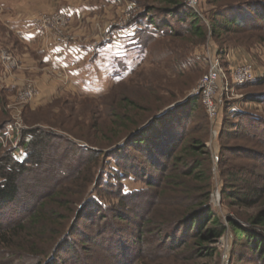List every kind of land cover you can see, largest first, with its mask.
Returning a JSON list of instances; mask_svg holds the SVG:
<instances>
[{
  "label": "rangeland",
  "instance_id": "1",
  "mask_svg": "<svg viewBox=\"0 0 264 264\" xmlns=\"http://www.w3.org/2000/svg\"><path fill=\"white\" fill-rule=\"evenodd\" d=\"M49 1L0 0V55L2 51L9 52L18 62L17 67L9 69L0 57V135L6 130L3 129L4 124L9 122L17 125L19 132L29 125H44L46 130L59 137V140L52 141L53 148L48 152L50 165L39 167L26 177L16 203L0 216L1 227L14 221L24 224L23 229L5 227L0 231V264H47L53 248L65 243L67 238L63 237L72 229L76 234L68 237L66 242L71 244V252L68 255L63 251L60 253L62 262L67 261V264L124 263L126 260L115 259L113 252L105 250L101 243L104 239L115 243L118 237L134 251V258L128 264H259L251 262L246 248L234 245L230 227L218 239L204 241L201 246L192 236L185 234L183 227L179 232H175V227H163V234H160L155 224L143 230L145 236L142 241L137 242L132 237L127 239L126 232L136 230L137 226L125 220L117 221L109 208L119 207L127 215L134 216L130 210L132 205L122 201L119 193L147 190L150 196L159 191L157 185L161 174L145 165L142 153L134 148L126 150L135 160L133 165L139 174L125 171L123 175L122 169L115 171L117 164L109 157L134 129L131 121L146 124L195 94L210 60L218 58L226 78L216 93V119L209 118L198 95L194 114L187 120L172 118L169 126L176 134L182 126L187 141L201 139L203 149L208 150V199L211 211L222 223L226 225L229 218L235 217L247 220L260 211L264 198L261 203L246 204L227 195L231 190L242 195L259 189L264 193V101L251 100L256 94L264 95L263 33L243 29L213 34L208 29L205 38L190 36L183 31L175 36H151L145 30L141 34L136 23H129L141 21V25L146 27L147 13L152 8H168L167 3L155 0H59V5L66 2L81 4L86 13L75 20L69 16L64 24L54 20L52 24L47 23L45 32L49 38L57 40L58 36H64L73 42L92 45L85 67L80 70L81 76L70 84L67 70L55 73L44 68L37 62L35 54L24 49L5 25L7 20L23 17H36L44 22L61 11L51 6ZM232 1L235 0H185L200 14L201 22L208 28L214 12ZM154 14V18L160 15L157 11ZM172 23L175 28L179 26L175 20ZM136 31L144 40V46L131 39ZM26 53L33 54L35 60L30 59L21 66L20 58ZM241 60L253 65L256 78L245 84L233 85L228 74L230 65ZM14 71L23 77L13 82L14 87L11 88L4 79ZM30 89L35 92L33 98L23 99L22 93ZM235 110L244 111L243 117H235ZM118 113H128L131 120L118 122ZM12 135L4 136L2 148H10L15 157H21L22 152L16 151L15 146L19 136L15 132ZM141 166L146 167L147 175L154 177L155 187L149 188L141 175ZM61 177H65L63 181ZM193 185L201 184L194 181ZM51 194H54V200H42L43 196ZM56 195L64 197L63 209L60 210L63 219L47 224V230L37 231L38 225L29 227L26 207L37 209L38 204L45 201L43 211L46 217L41 218H48V212L60 206ZM93 196L102 204L105 216L100 217V212L94 215V211L84 215L87 210L85 201ZM182 196L184 194L179 197ZM185 199L179 198L178 205L172 207L151 206L152 211L145 218H150L153 211L152 220L156 222L163 215L169 218L180 210L189 212L182 205L190 201ZM136 203L139 212L149 207L146 200L140 199ZM104 220L105 225L113 227V231L101 233ZM201 225L205 229L208 224L205 221ZM167 233L169 238L175 234L177 241L167 240ZM182 238L187 240L185 244H180ZM88 239L94 242H84ZM36 252L40 254L37 258ZM242 253L247 259H239Z\"/></svg>",
  "mask_w": 264,
  "mask_h": 264
},
{
  "label": "trees",
  "instance_id": "2",
  "mask_svg": "<svg viewBox=\"0 0 264 264\" xmlns=\"http://www.w3.org/2000/svg\"><path fill=\"white\" fill-rule=\"evenodd\" d=\"M155 1L167 3L168 8H152L146 16L148 19V25L146 27L141 25V21L134 20L129 23H136L137 26L140 27L139 32H141V34L143 30H145L147 34L151 36L165 34H172L175 36L181 34L180 32L183 31V33H187L190 36L205 38L208 29L211 30L213 34L220 33L221 31L235 32L243 29H254L259 30L264 36V0H235L226 3L222 8L214 12L209 23V28L201 22L200 14L193 7L187 5L185 0ZM154 11H157V13L159 12L160 15L154 18ZM160 20L162 23H160ZM173 20L179 24L178 27H173ZM131 39L136 40L135 42L139 41V44L144 46V44H142L144 40H141L142 37L139 35L138 31H136L134 37ZM262 39L264 40V37H262ZM103 44L104 42L101 43V45ZM258 81L261 82L260 79ZM255 96L256 97L251 100L264 101V95L257 96L256 94ZM197 100L198 95L191 94L180 104L176 105V107L168 109L147 124L131 121L134 122L132 125L133 127L135 126L134 129L126 136L122 144L116 146L114 151H111L112 155L109 158L115 160L117 164V167L114 168L115 171H120V169H122L121 174L123 175H125V171H131L136 175L139 173H137V168L133 165L135 160L130 158L126 149L134 148L140 151L145 165H150L152 168L160 171L161 177L158 180L159 185H157L159 191L150 196L149 194L147 195V190L119 193L118 196L122 201L132 205L130 210L135 213L134 216L127 215V213L120 210L119 207H110L109 211L117 221L122 222L125 220L137 226L136 230L134 229V231L130 230L126 232L127 239L132 237L133 240L137 242L144 239L145 234L143 230H145L147 226L154 224L158 225L156 230L159 231L160 234H163V227L166 229L175 227V232H179V229L183 227L186 229L185 234L192 236L197 240L195 243L200 246L204 241L212 242L218 239L227 227H230L234 245L246 248L250 253L248 258L251 262L264 264V200L262 201L263 208L249 219L244 220L240 217H235L229 218L226 225L222 223L211 211L208 199V187L210 185V173L206 165L208 150L203 149L204 145L201 139L191 138L187 141L186 135L182 133V126L177 134L175 132L173 133L169 126V123L171 124L170 119L172 118H180L182 120L189 119L190 116L194 114ZM125 106L129 107V105ZM174 113H176L175 116ZM244 113V111H233V115L238 118L243 117ZM116 120L118 122H123V120L126 122L131 119L128 113H118L116 114ZM8 126L9 122L4 124L3 129H7ZM18 136V145L23 149L21 151V157H15L10 148L0 147V216L10 205L16 203L22 191V184L27 179L26 177L33 173V171H36L37 168L50 165L51 162L49 159L51 158H49L48 152L53 148L52 141L55 139L59 140V137L55 133L46 130L44 125H29L21 129ZM118 153L120 154L119 156ZM58 162L59 161H57V163ZM145 168L146 167L141 166V175L146 179L149 188L155 187L154 177H152V175H147ZM115 176L119 178V175L115 174ZM63 178L65 177H61L60 180L63 181ZM194 181L201 185L194 186ZM196 191H198L197 194H195ZM182 194H184V196L179 197ZM263 195L264 193L259 189L250 191V193L246 195L238 194L236 191L231 190L227 196L238 199L246 204H258L262 198H264ZM53 197L54 194L50 196L45 195L42 200H54ZM55 197L58 199L57 203L59 202L58 204H60V206L55 207L54 210L50 208L51 211L48 212V218H41L42 216L46 217L43 211V207L46 205L45 201L39 203V208L37 209H28L26 207L25 214L28 216L27 220L29 222V227L38 225L37 231L43 229L47 230V224H50L53 220L63 219L60 210L63 209L64 197L59 195ZM179 198L190 200L189 202L187 201V204H182L185 205L184 207L187 211L189 209V212L185 213L184 210H180L169 218L163 215V217H158L159 221L156 222L152 220V215L155 213L153 211L150 218H145L146 215L152 211V209H150L151 206L172 207L178 205L176 202L179 201ZM77 199H80V197H77ZM88 199L89 201H85L84 204V208L87 209L84 215L87 216L88 213L94 211V215L100 212V217H103V206L99 203V200L96 199V196L89 197ZM140 199L146 200L147 206L149 205V207L142 212H139L137 209L138 205H136V202ZM80 214L82 215V211ZM205 221L208 225L203 229L201 224L203 222L205 223ZM1 226L2 225H0V231L5 227L24 228L22 221H14V223H9L5 227ZM112 228V226L105 225V220L102 221L101 233L111 232L113 231ZM75 234L74 229L71 231L68 230L67 234L63 237L64 239L67 238L65 243L61 242L53 248L47 264H67V261L62 262L60 253L63 251V253L68 255L71 252V244L68 245L66 242ZM168 235L169 233H167V240L171 238L170 241H177L175 234L170 236V238ZM181 236H184V234ZM89 241L94 242L89 239L84 242ZM186 242L187 240L182 238L180 244H185ZM101 243H103L105 250L113 252L115 259L118 261L126 260L122 264H128L134 258L132 257L134 254L132 247L127 245V242L125 243V241H122L119 237L115 239V243L111 242L109 239H104ZM168 243L171 244L172 242ZM112 245L115 246L112 247ZM128 248L131 249L129 250ZM207 250H210V248L208 247ZM36 254V258L40 256L39 252H36ZM244 254L245 253H242L240 255V260L244 258L247 259Z\"/></svg>",
  "mask_w": 264,
  "mask_h": 264
},
{
  "label": "crops",
  "instance_id": "3",
  "mask_svg": "<svg viewBox=\"0 0 264 264\" xmlns=\"http://www.w3.org/2000/svg\"><path fill=\"white\" fill-rule=\"evenodd\" d=\"M49 2L51 6L67 12L74 20L83 17L86 13L85 8L81 4L66 2L59 5V0H50ZM5 25H8L15 38L24 46V49L35 54L34 56L38 59L37 62L43 65L44 68L55 73H57V70H67L71 77L69 83L73 84V81H78L76 78L81 76L80 70L85 67L84 62L87 59L89 50L92 49V45L77 41L61 44L56 39L51 40L46 32L36 29L30 17L7 20ZM96 50L94 52H97ZM33 54L26 53L24 55L25 58H20L21 66L26 61L29 62L30 59L34 61ZM96 60L97 57L95 58ZM22 75L14 71L12 74H7L4 81L7 86L13 88L14 83L18 82L23 77ZM44 78L47 79L48 77L44 76Z\"/></svg>",
  "mask_w": 264,
  "mask_h": 264
},
{
  "label": "built area",
  "instance_id": "4",
  "mask_svg": "<svg viewBox=\"0 0 264 264\" xmlns=\"http://www.w3.org/2000/svg\"><path fill=\"white\" fill-rule=\"evenodd\" d=\"M69 16L70 15L65 11H58L55 15L51 16L50 18H46L44 22L36 19V17H31V20L36 29L45 32V30H47L48 28L47 23L52 24V21L54 20L56 22H62V24H64V22H66ZM57 41H59L61 44H69L73 42L72 40H69L64 36H58ZM0 57L7 68L14 69L18 66L16 57H14L9 52L2 51ZM219 63L220 61L218 58H213L210 60L209 68L202 75L199 84L195 90V94L200 95L202 105L211 120L216 119L218 115V103L216 99V93L218 89L221 88L224 78H226L224 70L220 69L219 67ZM228 74L230 76V82L233 85L245 84L253 81L256 78V73L253 65L248 61L242 60L236 61L232 65H230ZM34 93L35 92H33V89H30L29 91L22 93V98L25 100H30L31 98H33ZM14 132L17 135L19 132V127L17 125L9 124L8 128L4 131V133L0 135V147H2L4 136L8 134L12 135L14 134ZM16 145V151L23 150L18 145V142H16L15 146Z\"/></svg>",
  "mask_w": 264,
  "mask_h": 264
},
{
  "label": "water",
  "instance_id": "5",
  "mask_svg": "<svg viewBox=\"0 0 264 264\" xmlns=\"http://www.w3.org/2000/svg\"><path fill=\"white\" fill-rule=\"evenodd\" d=\"M155 117H157V116H155ZM155 117H154V118H155ZM150 121H151V120H149V122H150ZM149 122H147V123H149ZM147 123H146V124H147Z\"/></svg>",
  "mask_w": 264,
  "mask_h": 264
}]
</instances>
